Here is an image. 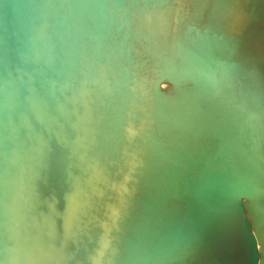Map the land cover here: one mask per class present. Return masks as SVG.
<instances>
[{"label": "water", "instance_id": "95a60500", "mask_svg": "<svg viewBox=\"0 0 264 264\" xmlns=\"http://www.w3.org/2000/svg\"><path fill=\"white\" fill-rule=\"evenodd\" d=\"M0 264H264V0H0Z\"/></svg>", "mask_w": 264, "mask_h": 264}]
</instances>
